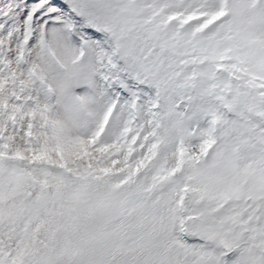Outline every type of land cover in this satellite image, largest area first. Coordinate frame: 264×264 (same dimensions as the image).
I'll list each match as a JSON object with an SVG mask.
<instances>
[{
	"label": "snow or ice",
	"instance_id": "6c2138e0",
	"mask_svg": "<svg viewBox=\"0 0 264 264\" xmlns=\"http://www.w3.org/2000/svg\"><path fill=\"white\" fill-rule=\"evenodd\" d=\"M0 264H264V0H0Z\"/></svg>",
	"mask_w": 264,
	"mask_h": 264
}]
</instances>
